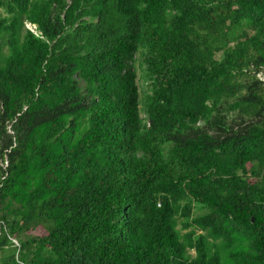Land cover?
I'll return each instance as SVG.
<instances>
[{
	"label": "trees",
	"instance_id": "1",
	"mask_svg": "<svg viewBox=\"0 0 264 264\" xmlns=\"http://www.w3.org/2000/svg\"><path fill=\"white\" fill-rule=\"evenodd\" d=\"M261 72L264 0H0V264H264Z\"/></svg>",
	"mask_w": 264,
	"mask_h": 264
},
{
	"label": "built area",
	"instance_id": "2",
	"mask_svg": "<svg viewBox=\"0 0 264 264\" xmlns=\"http://www.w3.org/2000/svg\"><path fill=\"white\" fill-rule=\"evenodd\" d=\"M27 27H28L30 30H32L33 32L37 33V31H36V26L33 25L32 23H27ZM16 243H17V241H16ZM17 244H18V243H17Z\"/></svg>",
	"mask_w": 264,
	"mask_h": 264
},
{
	"label": "clouds",
	"instance_id": "3",
	"mask_svg": "<svg viewBox=\"0 0 264 264\" xmlns=\"http://www.w3.org/2000/svg\"><path fill=\"white\" fill-rule=\"evenodd\" d=\"M27 23H32V22H30V21H27L26 22V27H27ZM33 25H35L36 26V31H37V33H35V34H37V35H39L41 32H39V30H38V28H37V25L36 24H34V23H32ZM28 28V27H27ZM29 29V28H28ZM32 31V30H31ZM33 32V31H32Z\"/></svg>",
	"mask_w": 264,
	"mask_h": 264
},
{
	"label": "rangeland",
	"instance_id": "4",
	"mask_svg": "<svg viewBox=\"0 0 264 264\" xmlns=\"http://www.w3.org/2000/svg\"><path fill=\"white\" fill-rule=\"evenodd\" d=\"M260 76H261L262 78H264V73H263V72H261V73H260Z\"/></svg>",
	"mask_w": 264,
	"mask_h": 264
}]
</instances>
